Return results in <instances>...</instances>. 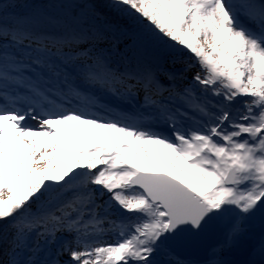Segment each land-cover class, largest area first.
Listing matches in <instances>:
<instances>
[{
    "label": "snow or ice",
    "instance_id": "obj_1",
    "mask_svg": "<svg viewBox=\"0 0 264 264\" xmlns=\"http://www.w3.org/2000/svg\"><path fill=\"white\" fill-rule=\"evenodd\" d=\"M60 7L0 0V264H191L215 234L203 264H264V0H109L131 31Z\"/></svg>",
    "mask_w": 264,
    "mask_h": 264
},
{
    "label": "rangeland",
    "instance_id": "obj_2",
    "mask_svg": "<svg viewBox=\"0 0 264 264\" xmlns=\"http://www.w3.org/2000/svg\"><path fill=\"white\" fill-rule=\"evenodd\" d=\"M32 0H2L3 7L6 10V16L7 18L11 19L12 17H27L33 15L37 10H41L46 12L48 15H54L58 17H62L65 14V9H62L60 5L67 4L70 2V0H38L36 2L37 4L34 5L31 3ZM257 3H259V0H256ZM110 9V8H109ZM115 13L116 11L112 9ZM117 15H121L120 13H115ZM123 16V15H122ZM124 19H127L128 21H131L128 17L123 16ZM132 22V21H131ZM164 52L162 55V58L159 60L165 67H171V59L174 55L172 52L168 50H163ZM151 57V56H150ZM177 68L181 67V65H176ZM163 80V77H161ZM188 80H191V73L188 74ZM187 83V81H185ZM102 103H106L109 105H112L114 107L120 108V109H128L129 105L123 104L119 101H117L115 98L111 96H103L102 97ZM5 226L3 224H0V235L3 234ZM9 233V237H10ZM221 237L219 234H217V240L216 245L219 243ZM62 243V239L58 240L56 244L51 246V252L54 255L57 247ZM227 251V252H226ZM240 255L241 261H245L247 259L244 251L242 249H232V250H225L221 254V259L228 261L230 264L229 259L227 258L228 255ZM29 255L28 253H25L21 256V259H25ZM6 258V257H5ZM45 258V252H41L38 255V260H43ZM208 258V257H207ZM67 255L61 257V260H67ZM167 259V258H165ZM191 264H199L196 262H191Z\"/></svg>",
    "mask_w": 264,
    "mask_h": 264
},
{
    "label": "trees",
    "instance_id": "obj_3",
    "mask_svg": "<svg viewBox=\"0 0 264 264\" xmlns=\"http://www.w3.org/2000/svg\"><path fill=\"white\" fill-rule=\"evenodd\" d=\"M38 0H32L31 3L36 5ZM90 4H94L96 6V11L100 14L102 18L99 22L100 23H108L115 25L117 27L126 29V30H133L134 24L127 19H124L122 15H117V11L114 13L112 8L107 7L109 0H89ZM110 8V9H109ZM162 49H156L153 47H149L148 55L151 57L158 58L159 60L162 58L163 55Z\"/></svg>",
    "mask_w": 264,
    "mask_h": 264
},
{
    "label": "water",
    "instance_id": "obj_4",
    "mask_svg": "<svg viewBox=\"0 0 264 264\" xmlns=\"http://www.w3.org/2000/svg\"><path fill=\"white\" fill-rule=\"evenodd\" d=\"M216 237L217 234L209 235L195 246L178 249L175 254L184 259L202 261L201 257L206 256L209 250L215 246Z\"/></svg>",
    "mask_w": 264,
    "mask_h": 264
},
{
    "label": "bare ground",
    "instance_id": "obj_5",
    "mask_svg": "<svg viewBox=\"0 0 264 264\" xmlns=\"http://www.w3.org/2000/svg\"><path fill=\"white\" fill-rule=\"evenodd\" d=\"M227 252V251H226ZM167 258V257H164V259Z\"/></svg>",
    "mask_w": 264,
    "mask_h": 264
}]
</instances>
